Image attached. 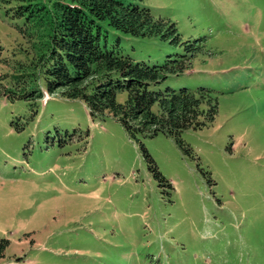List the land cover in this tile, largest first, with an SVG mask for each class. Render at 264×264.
<instances>
[{
	"label": "rangeland",
	"instance_id": "obj_1",
	"mask_svg": "<svg viewBox=\"0 0 264 264\" xmlns=\"http://www.w3.org/2000/svg\"><path fill=\"white\" fill-rule=\"evenodd\" d=\"M142 5L198 46L158 87L207 88L213 121L181 132L184 152L162 133L137 140L110 115L90 118L79 99L43 89L30 107L0 94V264H264V0ZM8 8L0 0V92L42 88L37 24ZM101 28L102 44L135 61L183 51Z\"/></svg>",
	"mask_w": 264,
	"mask_h": 264
},
{
	"label": "trees",
	"instance_id": "obj_2",
	"mask_svg": "<svg viewBox=\"0 0 264 264\" xmlns=\"http://www.w3.org/2000/svg\"><path fill=\"white\" fill-rule=\"evenodd\" d=\"M1 1L9 4L13 17L37 24L30 38L37 44L34 66L44 77L46 91L79 99L90 118L110 115L137 140L162 133L184 152L190 149L182 142L181 132L201 129L213 121L217 101L207 88L158 87L168 75L189 68L198 46L181 41L174 23L154 17L143 0ZM101 21L132 36L167 39L183 51L167 54L160 63L135 61L115 45L108 48L106 42L101 43ZM24 85L16 83L14 89L5 88L0 94L10 100L24 98L34 107L43 97L42 90L32 83ZM119 92L126 94L123 101L117 99ZM143 153L149 158L146 150ZM4 243L0 242V256Z\"/></svg>",
	"mask_w": 264,
	"mask_h": 264
}]
</instances>
